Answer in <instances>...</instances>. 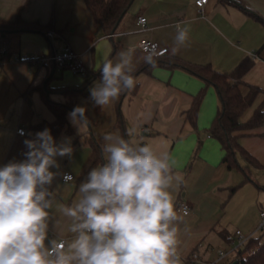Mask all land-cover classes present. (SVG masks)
<instances>
[{
	"label": "crops",
	"instance_id": "0c3cea01",
	"mask_svg": "<svg viewBox=\"0 0 264 264\" xmlns=\"http://www.w3.org/2000/svg\"><path fill=\"white\" fill-rule=\"evenodd\" d=\"M17 15L47 27L42 32H23L18 53L0 64V166L14 159L23 160L24 141L36 133L31 125L53 119L41 96L40 87L46 80L49 100L63 103L68 91L79 89L83 91L75 104L86 108L87 124L79 131L69 120V110V131L64 128L55 139L59 143L70 138L73 153L71 158L57 157L59 169H50L57 175L51 185L44 186L53 193L46 246L53 239L73 238L67 232L70 218L57 207L72 206L79 199L78 187L84 182L82 168L92 156V144L100 148L97 167L106 162L101 148L103 137L111 133L134 144L150 145L157 154L166 152L177 161L174 172L182 177V184L171 190L173 199L177 209L183 202L190 206L187 216L178 210L182 216L177 222L182 264H191L188 258L194 251L206 262H214L218 250L227 253L219 264H233L236 254L230 250L232 242L239 243L236 231L244 237L252 236L260 212L264 211V126L242 133L239 138L241 147L261 166L253 167L237 154L244 170L227 168L223 162L225 151L209 133L219 108L217 91L179 64L209 65L226 73L243 58H253L264 43V25L260 21L264 19V0H208L202 8L194 0H133L110 34L93 19L84 0H0V18L14 20ZM138 16L147 19L143 31L136 24ZM176 24L189 28V38L173 56ZM49 31L54 34L52 38L46 36ZM141 39L167 47V63L152 67L138 61ZM65 46L80 56L88 78L67 69H55L50 77L51 67L31 65L26 60L60 52ZM128 49L134 50L136 87L103 107L95 106L89 89L99 83L102 61L111 59L115 63L117 54ZM242 80L260 90L241 116V121H247L264 101V61L254 58ZM27 91L30 92L24 96ZM200 94L192 123L187 115ZM21 127L23 135L17 133ZM129 130L133 131L131 137L126 135ZM65 173L73 175L67 184L62 179Z\"/></svg>",
	"mask_w": 264,
	"mask_h": 264
},
{
	"label": "clouds",
	"instance_id": "9594fccd",
	"mask_svg": "<svg viewBox=\"0 0 264 264\" xmlns=\"http://www.w3.org/2000/svg\"><path fill=\"white\" fill-rule=\"evenodd\" d=\"M139 23H147L146 18ZM175 28L173 56L189 38L188 27ZM159 55L155 45L145 46L138 61L154 67ZM133 58L134 50L128 49L117 54L115 63L102 61L99 83L89 89L95 106L103 107L136 87ZM68 116L79 131L87 124L83 106ZM103 140L106 162L80 183L79 199L72 206L57 207L71 220V240L53 239L46 246L53 193L43 187L57 175L50 170L59 169L57 157L71 158V139L57 143L45 128L24 141L23 160L0 166V264H182L177 226L182 216L171 191L182 184L174 172L177 161L111 133ZM63 178L65 184L72 180L66 173ZM179 212L187 216V206Z\"/></svg>",
	"mask_w": 264,
	"mask_h": 264
},
{
	"label": "trees",
	"instance_id": "16d2710c",
	"mask_svg": "<svg viewBox=\"0 0 264 264\" xmlns=\"http://www.w3.org/2000/svg\"><path fill=\"white\" fill-rule=\"evenodd\" d=\"M86 7L93 19L102 27L106 34L115 31L117 25L126 13L133 0H84ZM264 25V19L260 18ZM47 26L38 22H27L19 15L14 20L0 18V64L7 63L18 53L20 36L23 32H42ZM47 33V32H46ZM254 57L243 58L230 72L222 73L213 70L209 65L188 66L179 64L188 71L202 78L206 83L215 87L218 98L219 108L214 117L209 133L217 139L223 150V162L227 168H242L236 159V155H241L246 163L253 167L261 166L240 143V134L251 131L257 127L264 126V101L254 110L252 116L247 121H241L244 111L249 108L256 96L259 88L244 84L242 78L253 66L254 58L264 61V43L254 52ZM165 58L156 59V64H166ZM168 65H171L169 63ZM41 96L46 106L53 115L51 121L42 120L32 124L31 127L36 132L45 128L51 130L54 139L65 128L69 131V124L66 114L69 110L76 107L75 99L83 90L73 89L67 92V99L63 103H56L49 100L46 95L48 88L40 87ZM30 91L23 93L26 96ZM201 99V94L194 100L191 110L188 112L189 120L194 123L197 107ZM141 145H144L142 143ZM101 160L100 148L92 144V156L82 168V178L86 182L88 173ZM245 173V172H244ZM246 174V173H245ZM245 179H248L246 174ZM44 187V186H43ZM223 237L227 239L224 233ZM254 250L249 257H244L246 252ZM235 264H264V242L260 237L251 236L245 245L240 248L235 256Z\"/></svg>",
	"mask_w": 264,
	"mask_h": 264
},
{
	"label": "built area",
	"instance_id": "2783aa9c",
	"mask_svg": "<svg viewBox=\"0 0 264 264\" xmlns=\"http://www.w3.org/2000/svg\"><path fill=\"white\" fill-rule=\"evenodd\" d=\"M195 4L197 7L202 8L207 2L208 0H194ZM146 18L144 16H138L136 19V24L139 27L140 31H143L146 29V24H140L139 20L141 18ZM147 20V19H146ZM53 32L49 31L46 33V36L48 38H52L53 37ZM155 45L157 47V50L160 52V55L158 58H163L165 56L168 55L169 50L167 47H161L157 42L152 41V40H148V39H141L138 43V48L139 50L142 52L143 47L145 46H152ZM157 58V59H158ZM19 58H16V60H18ZM26 60L31 64V65H36L39 67H44V68H50L52 65L55 66V69L57 70H63V69H67L69 70L72 74L80 76L82 78H88L89 76V72L86 69V67L84 66V64L82 63V61L80 60V56L74 52L69 46H65L60 52L57 53H53L51 55L48 56H44V55H39V56H32L30 58H26ZM21 131H23V133H25V130L21 127L17 130V133L21 134ZM68 175L72 176L73 179V175L70 173H66ZM64 177V175H63ZM62 177L63 181L64 178ZM183 206H187L188 208V213L190 212V206L187 203H180L178 205V210L180 208H182ZM182 213V212H181ZM259 229H264V211L260 212V223H259ZM236 235L239 236V243L235 244L232 242L231 244V250L230 253H235L237 254L238 250L240 248H242L245 243L248 241V239L251 237H243L241 236L239 231H236ZM254 253V250H251L249 252H246L244 254V257H249ZM227 256V253L222 251V250H218L217 251V260L214 262H206L205 260H203V258L200 256L199 253H197L196 251L192 252L188 258V261L191 264H219V261H221L223 258H225Z\"/></svg>",
	"mask_w": 264,
	"mask_h": 264
},
{
	"label": "rangeland",
	"instance_id": "374dc122",
	"mask_svg": "<svg viewBox=\"0 0 264 264\" xmlns=\"http://www.w3.org/2000/svg\"><path fill=\"white\" fill-rule=\"evenodd\" d=\"M264 181V180H262ZM259 223H260V220L259 222L257 223V225L255 226V230L254 232H252V236H257V237H260L262 239V241H264V229H259ZM248 236V235H247ZM251 236V235H250ZM244 237V236H243ZM224 251V250H222ZM225 252V251H224Z\"/></svg>",
	"mask_w": 264,
	"mask_h": 264
},
{
	"label": "water",
	"instance_id": "95a60500",
	"mask_svg": "<svg viewBox=\"0 0 264 264\" xmlns=\"http://www.w3.org/2000/svg\"><path fill=\"white\" fill-rule=\"evenodd\" d=\"M54 72H55V66L52 65V66H51L50 77L53 76ZM47 81H48V80H46V81L44 82V84H43V87H44L45 89H46ZM233 264H235V262H234Z\"/></svg>",
	"mask_w": 264,
	"mask_h": 264
}]
</instances>
